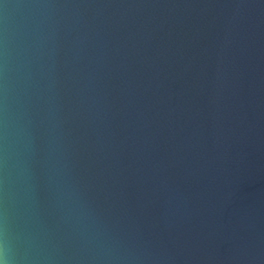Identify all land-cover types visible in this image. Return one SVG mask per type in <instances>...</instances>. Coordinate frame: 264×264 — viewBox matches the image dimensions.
Masks as SVG:
<instances>
[{
  "label": "water",
  "instance_id": "water-1",
  "mask_svg": "<svg viewBox=\"0 0 264 264\" xmlns=\"http://www.w3.org/2000/svg\"><path fill=\"white\" fill-rule=\"evenodd\" d=\"M264 264V0H0V261Z\"/></svg>",
  "mask_w": 264,
  "mask_h": 264
},
{
  "label": "clouds",
  "instance_id": "clouds-1",
  "mask_svg": "<svg viewBox=\"0 0 264 264\" xmlns=\"http://www.w3.org/2000/svg\"><path fill=\"white\" fill-rule=\"evenodd\" d=\"M0 264H7V260L0 261Z\"/></svg>",
  "mask_w": 264,
  "mask_h": 264
}]
</instances>
